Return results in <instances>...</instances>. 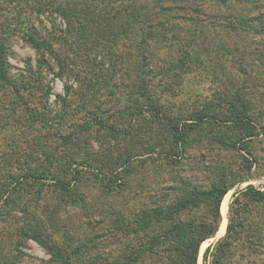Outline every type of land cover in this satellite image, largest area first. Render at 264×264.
Returning <instances> with one entry per match:
<instances>
[{
    "label": "trees",
    "instance_id": "16d2710c",
    "mask_svg": "<svg viewBox=\"0 0 264 264\" xmlns=\"http://www.w3.org/2000/svg\"><path fill=\"white\" fill-rule=\"evenodd\" d=\"M242 1L248 3L247 10L251 14L244 15L238 9L233 11L232 2ZM232 2L0 0V91L10 88L14 97L25 102L28 99L23 94L25 90L32 91L34 87L43 96L50 91L49 88L44 90L40 82L36 86L24 83V77L11 79L6 54L9 36L18 28H11L10 24L23 27L19 36L38 54V65L48 63L47 53L61 69L68 62L78 71L90 74L84 77L77 91L79 108L84 109L81 112L86 110L85 103L90 105L85 112L90 118L79 124L71 122L68 127L74 126L70 131L63 132L58 128L61 121L67 124L69 114L72 117L75 110V104L72 106L66 96L57 94L62 103V110L57 115H47L45 104L41 109L25 102L22 111L25 120L14 117V111L21 112L14 102L1 113L5 118H11L13 124L25 121L30 130L32 123L38 122L39 127L47 129L46 134H41L47 139L42 140L39 134L31 139L32 151L27 152L26 158L31 161H23L19 156L7 159L11 170L4 174V181L0 180V190L3 188L0 220L20 223L14 232L39 242L50 254V261L59 264H198L202 243L214 238L219 229L220 206L225 194L254 175L259 177L255 168L261 167L263 159L255 153L253 144L258 137L264 136V123L261 114L252 108L254 98L249 95L252 91L249 93L241 87L233 91L228 88L218 90L190 109L187 115L167 113L168 106L152 89L155 86L153 79L175 77L176 81V78L182 79L195 69H201L197 71L209 72L217 81L223 80L225 77H218L217 68H206L210 63L204 64V57L209 61L230 58L229 73L235 66L244 71L243 60L251 55L254 59L249 58V66L254 62L264 65V57H258L253 49L257 46L247 50L249 42L241 36L247 32L264 35V10L259 6L264 0ZM215 6L217 13L211 11ZM31 12L57 15L64 27L53 22L43 33L29 24ZM236 38L243 40L244 43L240 42L244 44L242 48ZM160 51L167 52L163 55L167 59H160ZM155 61L160 64H154ZM106 64L110 66L106 67ZM27 67L30 76L37 73L30 64ZM120 74L123 80L116 83ZM161 80L158 85L167 90L168 86L159 84ZM65 89L69 94L71 87L65 85ZM119 90L126 98L117 97ZM0 104H3L1 99ZM112 115L115 121H109ZM133 119L138 126L144 124L150 130L155 127L161 134L153 146L148 141L142 142L143 154H149L146 159L150 157L153 161L174 164L181 158L179 153H184L193 144L201 146L203 143L226 148L235 152L239 159L234 164L223 160L208 163L205 170L209 180L205 185L196 184L190 175L182 172L183 169L178 171L177 186H162L159 190L161 198L156 200L159 202L148 206L121 210L113 203L107 205L101 220L105 238L101 255L89 252L93 246L87 250L85 241L77 242L73 247L66 244L70 249L60 247L45 232L47 227L39 217L28 210L29 202L37 198L28 197L31 193L28 188L37 185L38 193L42 188L50 187L60 192L58 200L75 204L69 193L71 182L77 181L86 170L104 187L106 194L117 189L129 195L127 178L141 154L133 150L137 143L134 140L137 135H131L137 129L131 123ZM0 126H7V122ZM91 140L99 146L96 152L91 149ZM122 141L124 150L114 155L110 148L119 146ZM143 144H147L145 149ZM3 158L6 160L5 156ZM144 160L140 162L143 164ZM19 162H22V168L19 172L13 171ZM24 163H27L25 168ZM56 166L58 170L54 171ZM68 175L70 180H67ZM126 199H123L124 205ZM18 201L21 204L18 205ZM5 206L9 208L1 210ZM14 208L20 216L10 213ZM255 208L260 209L259 219L251 215ZM48 217L47 226L58 229L54 214ZM2 238L0 231V241ZM0 264H12L1 248ZM201 264H264V190L251 183L235 189L228 206L225 233L205 247Z\"/></svg>",
    "mask_w": 264,
    "mask_h": 264
},
{
    "label": "rangeland",
    "instance_id": "374dc122",
    "mask_svg": "<svg viewBox=\"0 0 264 264\" xmlns=\"http://www.w3.org/2000/svg\"><path fill=\"white\" fill-rule=\"evenodd\" d=\"M232 3L235 6L233 11L238 9V11L244 15L251 14L249 10H247L248 3H244V1ZM259 6L264 10V4H259ZM216 8L218 7H211V11L213 10L215 13H217L218 10ZM222 12H224V10H222ZM28 21L33 28L41 30L43 33H45L47 29H50V26L53 22L64 27V24L61 22L62 20L57 15H46L39 14L37 12H31L30 15H28ZM10 26L11 28H18L15 34L9 36L10 39L6 54L11 79L20 80L22 77H24V83H29L30 85L36 86L40 82V85L44 87V90L49 88L50 91L48 95L43 96L42 92L38 89H35L34 87L31 89L32 91L25 90L23 91V94H25V96L27 95L28 99L26 102L24 99L20 100L19 98L14 97L10 88H5L0 91V99L3 102L2 105L0 104V108H2L0 110V124L2 125L7 122V126H0V180L3 181L4 174L11 170V165L10 163H7V159L12 156H19V159L28 162L30 159H26L28 157L27 152L32 151L31 139L38 134L42 140L47 139L46 136L42 135L41 137V134H46L47 129L45 127H39L38 122L32 123V130H30L27 128L28 125H26L27 123L25 121L21 122V120H19V124H13L10 122L11 118H5L1 113H5V110L10 107V102H14L16 106H19V110L21 111L19 112L20 114L18 111H14V117L25 120L26 116L22 112L24 106L23 102L30 106H35L41 109L43 106L42 104H45L44 111L47 115H57L62 110V103L57 97V94L62 97H69L68 99L72 102V106L75 104V110L72 117L69 114L66 121L67 124H64V121H61L62 123L58 125V128L63 130V132H66V130L70 131L74 124H79L82 122V120L86 121L87 118H90L89 114H85L87 108L90 107V105L85 103L86 110L81 112L84 109L80 110L79 104L77 102L79 100V93H77V91L80 87V84L82 83L84 77L89 76L90 74H84L82 71H78L68 62L63 64L64 67L61 69L54 58L47 53L45 54V58H48V65H38V54L19 36L21 33L19 30L23 27H17V25L14 24H10ZM241 36L246 43L249 42L250 46L246 47L248 48L247 50L257 46L256 48H253L257 51V56L264 57V35L259 36L252 32H247L241 34ZM225 38L229 39L228 36ZM236 40L239 44H241L240 42L244 43L243 40L239 38H236ZM243 45L244 44H241L240 48H242ZM159 53L160 59H167L163 56L164 54H167V52L165 53L160 51ZM249 58L254 59V57L251 55L249 57L247 56L243 60V66L246 68L244 71L235 66V69H233L234 71L232 70V72L229 73L228 71L232 66L230 58H220L219 61H217V59L209 61L207 60V57H204V59H202L204 60V64L210 63L206 68H217L216 70L218 77H225L226 79L223 78V80L217 81L212 77V75L209 74V72H200L197 70L201 69H195L190 74L185 75L182 79L176 78V81H174L175 77H172V79L167 78L163 80H161L160 76L155 77L153 79V84L155 86L152 87V89L157 94L161 95L159 99L163 104L168 106V108H166L167 113L173 112V114H175V112H178L184 116L188 114L190 109L195 106H199V104L203 102L206 97H212V94L217 93L218 90H224L228 88L232 89L233 91L237 87H241L243 90L249 93L252 91V94H249L251 95V98H254V106H252V108L261 114V122L264 123V74H261L262 71H264V65H261L259 62H254L253 66H249V63H247ZM262 60H264V58H262ZM127 62H129V60ZM130 63H133V60H130ZM28 64H30L34 70H37V73H34L31 76L27 74ZM154 64L160 63L159 61H155ZM107 66L110 65L106 64V67ZM122 80L123 78L121 74L119 75V79H115L116 83L122 82ZM158 80H161V83L159 84H165L168 86L169 91H167L168 89L166 90L164 87L158 85ZM123 82H126V80ZM177 82L179 83L178 86ZM65 85L71 87L69 94L65 89ZM172 90L174 92L171 93ZM105 92L106 91L104 90V93ZM117 93V97H120L121 99L126 98L124 97L125 94L123 92L120 93V90ZM105 100H108L107 96ZM114 118L115 117L112 115L109 118V121H115L116 119ZM134 121L135 119H133L131 123L136 126L137 129L131 135H137L134 139L137 141V143L133 147V150L137 151L135 152L136 154H141L134 161V168H132L134 171L127 178V182L130 186L128 188L129 195H126L125 192H120L117 189H115V191H113L111 194H106L103 189L104 187H102L99 182L93 179V174L86 170L82 172L81 177L77 181L71 182L72 186L69 190V193L71 194V198H74L75 204L73 202L67 203L65 200H58L61 198L60 192L58 190H53L50 187H44L38 191V193L37 185L28 188L29 191L31 190V193L28 195L29 198L30 196L36 198L37 196L35 200L29 202L28 210L39 217L40 222H42L47 227V229H44L45 232L49 233L50 239L57 242L60 247L70 249V247L75 246L77 242L85 241L88 244L87 250L93 246L89 252H94L101 255L103 254L102 251L104 250L105 243V238L103 237L104 224L101 222V220H103V208L107 207V205L113 203L115 204L116 209L121 210H124V208H128L129 210L148 206L153 202H159L156 200L161 198L159 197V190L162 188V186H177L178 181L175 177L178 171L183 169L182 172L190 175L191 179L196 184L205 185L209 180L208 173L205 170V167L208 165V163L216 162L217 160H223L234 164L239 159L237 154L235 155V152L229 151L221 146L217 147L208 145L206 143H203L201 146L196 144L191 145L184 153H179L181 154V158L179 162L174 164L166 163L164 160L162 162L153 161V158L150 157L146 159L149 154H143L145 150L142 151L141 149L142 142L148 141L150 146H153V143L155 140L159 139L161 134L160 131L155 127L150 130L146 127L147 125L143 124L138 126V124ZM71 122L74 124L69 128L68 126L71 124ZM263 137L264 136L258 137L257 141L253 144L256 149L255 153L258 154L261 159H263L260 163L261 167L255 168L259 177L254 175V177H252L250 180L245 181L228 191L229 200L227 205V213L229 203L232 200V193L235 191V189L239 190L248 183H251L264 190ZM91 143V149L96 152L99 149V146L95 141L91 140ZM130 145L131 144H127V146ZM109 146L110 145L107 147ZM112 146L113 145H111V147ZM146 146L147 144H143L144 149ZM123 148L124 141L120 142L119 146H113L110 148V150H113V154L115 155L123 151ZM33 152L35 153V151ZM3 156L6 157V160H4ZM143 159L145 160L142 164L140 160ZM22 162L17 163L16 166L12 168V170L19 172V168H22L20 166ZM23 165V168L27 167V163H24ZM53 170L57 171L58 166H56ZM70 179L71 176L68 175L67 180ZM2 194L3 188L0 190V196H2ZM124 198H127L126 205L123 203ZM24 199H27V197ZM19 204H21L20 201H18V205ZM8 208L9 206H5L4 208L1 207V210L3 209V211H6ZM259 210V208H255V210L252 211L251 215H253L256 219H259ZM10 213L17 216L21 215V213H19L16 208L11 210ZM50 214H54L56 217L55 223L56 228L58 229H51L50 226H47V223H49L50 220L48 217ZM19 225L20 223H14L11 220H8L7 222H2L0 220V231L3 234V238L0 241V248L2 253L9 259V261L12 262V264H59L58 262L50 261V254L39 242L31 238H24L22 235H19L18 232H14L15 227ZM226 225L224 232L220 236L215 235L214 238L204 241L205 244L203 246L201 245L198 256V264H201L202 253L205 247L225 233ZM66 244H70L71 246L69 247V245ZM115 246L117 247V245Z\"/></svg>",
    "mask_w": 264,
    "mask_h": 264
},
{
    "label": "bare ground",
    "instance_id": "6f19581e",
    "mask_svg": "<svg viewBox=\"0 0 264 264\" xmlns=\"http://www.w3.org/2000/svg\"><path fill=\"white\" fill-rule=\"evenodd\" d=\"M228 200H229V192L227 194H225V196L223 197V200L221 202L220 212L222 215V220H221V224H220V227H219V230H218L216 236H220L224 232V228L226 225V213H227ZM204 244H205V242L202 243V246Z\"/></svg>",
    "mask_w": 264,
    "mask_h": 264
},
{
    "label": "water",
    "instance_id": "95a60500",
    "mask_svg": "<svg viewBox=\"0 0 264 264\" xmlns=\"http://www.w3.org/2000/svg\"><path fill=\"white\" fill-rule=\"evenodd\" d=\"M221 224V223H220Z\"/></svg>",
    "mask_w": 264,
    "mask_h": 264
}]
</instances>
